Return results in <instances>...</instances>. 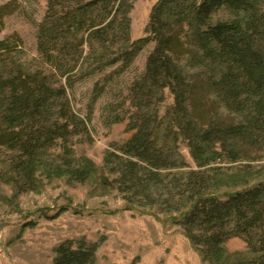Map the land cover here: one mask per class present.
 I'll use <instances>...</instances> for the list:
<instances>
[{"label":"trees","instance_id":"obj_1","mask_svg":"<svg viewBox=\"0 0 264 264\" xmlns=\"http://www.w3.org/2000/svg\"><path fill=\"white\" fill-rule=\"evenodd\" d=\"M48 1L38 46L53 76L12 58L20 41H0V147L11 153L9 173L1 174L6 184L21 186L18 176L36 184L48 148L83 133L86 123L73 112L68 96L77 78L119 64L127 68L155 43L145 73L129 89L138 110L129 124L135 134L121 149L123 156H107L119 175V191L130 195L127 210L144 204L161 214H180L176 222L206 264H264V181L225 200L211 193L224 171L219 163H237L246 144L264 149V0H160L147 37L134 42L130 14L135 0ZM222 10L236 18L215 22ZM14 12L12 3L0 6V32ZM100 85L95 99L103 92ZM206 87L237 123L210 116L201 107ZM167 89L175 105L161 136L153 107L162 104ZM180 139L197 170L177 173L188 168L174 148ZM82 162H68L57 173L86 182L95 166ZM234 238L246 242L247 253H227L225 245ZM97 250L98 245L83 241L76 248L69 241L58 247L54 264H95Z\"/></svg>","mask_w":264,"mask_h":264},{"label":"rangeland","instance_id":"obj_2","mask_svg":"<svg viewBox=\"0 0 264 264\" xmlns=\"http://www.w3.org/2000/svg\"><path fill=\"white\" fill-rule=\"evenodd\" d=\"M159 1H134L130 14L133 42L147 37L152 10ZM8 3L13 4L15 12L4 19L0 41L8 38L20 41V50L14 51L12 58L20 60L27 69L53 76L38 46L49 1L0 0V6ZM261 7L264 9V1ZM234 18L233 13L222 10L214 21ZM154 48L155 43H150L127 68L122 69L119 64L77 78L68 88L72 110L86 123V128L81 127L83 133L60 139L48 148L36 173V184H25L19 176L16 178L21 186L17 182L6 184L7 179L1 174L9 173L11 153L0 147V264H54L58 247L69 241L76 248L83 241L98 245L95 264H206L176 222L182 220L180 214H161L144 204L127 210L130 205L126 196L130 195L119 191L120 185L116 183L119 175L112 172L114 165L107 163L110 153L123 156L121 149L135 134L129 124L138 110L129 89L145 73ZM83 49L86 54L89 52L87 46ZM81 65L84 67V62ZM98 83L104 89L95 99ZM162 94V104L153 107L159 112L161 136L167 128V112L175 105L170 90ZM204 97L207 99L201 107L210 116L237 123L235 115L214 102L215 97L207 87L202 90L201 98ZM174 148L188 164V168L177 173L198 169L187 143L180 139ZM241 157L237 163L218 164L224 171L217 175L212 194L225 200L229 194L264 181V149L246 144ZM84 159L95 166L86 182L57 173L58 167L66 169L68 162L83 164ZM247 167L253 169L248 171ZM225 249L232 255L247 253L248 247L244 240L234 238L226 243Z\"/></svg>","mask_w":264,"mask_h":264}]
</instances>
